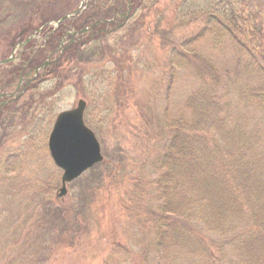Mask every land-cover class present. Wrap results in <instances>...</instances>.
I'll use <instances>...</instances> for the list:
<instances>
[{
    "label": "rangeland",
    "instance_id": "rangeland-1",
    "mask_svg": "<svg viewBox=\"0 0 264 264\" xmlns=\"http://www.w3.org/2000/svg\"><path fill=\"white\" fill-rule=\"evenodd\" d=\"M48 1L0 0V18L6 14L10 18L0 19L5 21L0 34L13 27L20 32L39 31L29 50L38 48V42H46L43 39L56 27L52 22L58 20L42 26L38 24L40 17H33L28 26L24 22L30 8L38 15ZM52 1L58 9L61 1ZM109 1L120 5L124 0ZM222 2L228 13L232 10L241 17L244 25L263 26L264 0ZM89 4H85L87 9L91 8ZM207 5V0H144L142 8L132 12L123 24L115 8L111 17L102 18L109 21L114 17L112 26L99 25L78 41L69 35L59 53L62 30L58 43L56 38L51 40L53 50L39 52L43 53L39 55L41 60L51 61V65L61 59L63 79L55 87L54 79L41 77L46 72L42 69L40 79L37 76L31 81L14 106L0 110V264H206L209 260L203 253L218 256L226 251L222 242L223 247H218L215 238L212 242L217 243L209 247V252L191 245L187 249L171 246L162 227L187 222L170 214H166V222H161L164 215L160 207L167 193L164 183L163 187L156 183L165 118L171 121L187 94L201 85L197 67L205 68L194 55H189L193 60L190 66L182 62L172 68L167 60L170 42L180 48L188 35L203 31L196 12L208 11ZM122 7L120 12H125V3ZM98 14L101 16V10ZM61 25L66 32L72 22ZM76 30L81 31L78 27ZM205 38L199 45L204 41V45L210 44L211 37ZM67 44H81L82 55L71 63L70 56L65 58L70 47ZM9 46V42H0V62L10 54L17 55V48ZM204 49L211 52L210 59L223 74L242 80L230 50ZM22 59L16 62L18 66L26 61ZM9 67L15 68L1 65L0 75ZM12 73L16 74L14 70ZM232 79L226 76L227 83L232 84ZM79 100L86 101L84 119L99 141L103 162L68 184L66 196L58 199L62 173L50 159L47 138L56 116L72 110ZM175 195L179 198L177 192Z\"/></svg>",
    "mask_w": 264,
    "mask_h": 264
},
{
    "label": "trees",
    "instance_id": "trees-1",
    "mask_svg": "<svg viewBox=\"0 0 264 264\" xmlns=\"http://www.w3.org/2000/svg\"><path fill=\"white\" fill-rule=\"evenodd\" d=\"M60 1L58 9L54 8L56 4L52 0L48 1L46 6L39 8L38 15L33 7L30 8L24 25L32 23L33 17H40L39 26L59 20L79 4V0ZM94 1H90L91 8H86L87 12L84 10L80 17L71 20L73 28L81 30L88 23L109 18L113 9L120 6L118 1L114 4L109 0L95 1L98 5ZM207 3L208 11L196 12L204 30L188 35L189 39L184 40L180 48L170 42L167 60L172 68L182 62L189 65L193 61L188 59L189 55H194L195 60L201 59L205 68L197 67L201 71L197 78L202 79L201 85L187 94L184 105L174 113L172 120L165 118L163 123L165 140L156 165L160 172L156 183L159 186L164 183V193H167L160 207L164 215L161 222H166V214H170L187 224L162 228L166 230L169 244L175 247L182 245L187 249L191 245L209 252V247L217 243L212 242L214 238L219 242L218 247L222 242L226 251H220L218 256L212 252L203 253L209 260L206 264H264V23L263 26L244 25L234 11L227 12L222 0H207ZM143 5L144 0L130 1L133 13ZM47 10L58 13L45 15ZM8 16L1 18L6 21L10 19ZM5 21L0 22V27ZM62 30L65 28L60 25L54 31L45 49H40L32 58V66L42 62L39 55L43 53L39 52L54 49L51 40L56 38L58 43ZM28 31L20 32L14 27L6 31V35L2 31L0 42H9L11 48L17 40L23 41L32 33ZM205 37H211L210 44L204 45ZM202 39L205 41L199 45ZM81 44L68 46L65 58L70 56V63L82 55L79 52ZM205 47L218 52L230 50L235 67L237 65L238 72L243 75L242 80L238 81L237 75L223 74V69L210 59L211 52ZM60 61L47 67L41 76L54 79L55 87H59L63 79ZM13 70L6 72L9 81L16 80L18 70ZM39 76L40 73V79ZM226 76L233 77L232 84L227 83ZM0 83L2 85V81ZM176 234L180 235L172 240L171 236Z\"/></svg>",
    "mask_w": 264,
    "mask_h": 264
},
{
    "label": "water",
    "instance_id": "water-1",
    "mask_svg": "<svg viewBox=\"0 0 264 264\" xmlns=\"http://www.w3.org/2000/svg\"><path fill=\"white\" fill-rule=\"evenodd\" d=\"M69 16L62 17L59 22ZM59 22L56 24L59 25ZM84 107L85 102L80 100L73 110L58 114L48 139V150L52 161L63 173L58 198L65 195L66 182L76 179L87 168L102 160L98 141L92 131L84 126L82 119Z\"/></svg>",
    "mask_w": 264,
    "mask_h": 264
},
{
    "label": "flooded vegetation",
    "instance_id": "flooded-vegetation-1",
    "mask_svg": "<svg viewBox=\"0 0 264 264\" xmlns=\"http://www.w3.org/2000/svg\"><path fill=\"white\" fill-rule=\"evenodd\" d=\"M21 68H22L21 71L18 73V78H17L18 80H16L17 84H15L13 82L12 84H10L8 86L3 85L2 87H0V99L7 100V98L9 97L8 94H12V92H10L11 91L10 88H12V90L14 89L13 93L16 94L20 89L23 91L24 89H26L29 86L28 83L32 79V76L30 78L32 69H30V70L27 69L28 65H23V66H21ZM35 68H33V69H35ZM10 82H12V81H10ZM10 82H8V83H10ZM26 91H27V89H26Z\"/></svg>",
    "mask_w": 264,
    "mask_h": 264
}]
</instances>
